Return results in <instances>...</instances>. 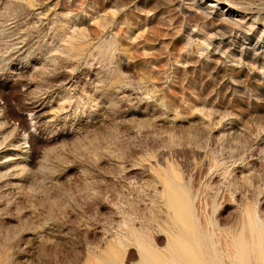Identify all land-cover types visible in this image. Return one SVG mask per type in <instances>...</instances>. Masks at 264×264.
<instances>
[{
	"label": "rangeland",
	"instance_id": "obj_1",
	"mask_svg": "<svg viewBox=\"0 0 264 264\" xmlns=\"http://www.w3.org/2000/svg\"><path fill=\"white\" fill-rule=\"evenodd\" d=\"M0 264H264V0H0Z\"/></svg>",
	"mask_w": 264,
	"mask_h": 264
}]
</instances>
